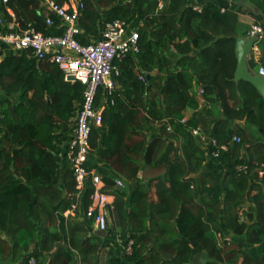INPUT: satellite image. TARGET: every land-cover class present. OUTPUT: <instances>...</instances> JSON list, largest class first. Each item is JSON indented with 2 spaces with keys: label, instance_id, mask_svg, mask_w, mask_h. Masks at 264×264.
I'll list each match as a JSON object with an SVG mask.
<instances>
[{
  "label": "trees",
  "instance_id": "trees-1",
  "mask_svg": "<svg viewBox=\"0 0 264 264\" xmlns=\"http://www.w3.org/2000/svg\"><path fill=\"white\" fill-rule=\"evenodd\" d=\"M82 2L80 43L117 18L139 34L138 52L119 62L101 124L91 125L85 162L114 209L106 230H94L85 215L91 176L79 190L70 168L85 85L31 49L11 50L0 59V264H264V98L234 80L236 39L249 30L239 14L262 23L264 0H167L161 10L157 0ZM44 3L0 0V31L13 22L61 33ZM256 45L264 66V36ZM247 64L257 65L253 56ZM104 94L100 87L95 105ZM212 138L228 146L217 156ZM145 167L160 170L145 176Z\"/></svg>",
  "mask_w": 264,
  "mask_h": 264
},
{
  "label": "built area",
  "instance_id": "built-area-1",
  "mask_svg": "<svg viewBox=\"0 0 264 264\" xmlns=\"http://www.w3.org/2000/svg\"><path fill=\"white\" fill-rule=\"evenodd\" d=\"M6 1V0H3ZM167 0H157V10H161ZM45 6L54 13L60 23L62 32L55 35L43 34L32 27L14 28L10 31H0V46L19 51L21 49H31L37 59H48L56 63L64 73L65 80L80 81L85 85L82 101L77 109L75 123L72 131V138L69 143L68 156L70 168L76 180L77 189H81L88 176L94 191L91 194V203L85 211V215L93 218V229L105 231L108 226L109 215L114 209V196L111 193L102 192L103 185L101 177L92 171H88L85 162L90 151L89 137L91 125H100L102 122V112L108 105V95H111L115 87V77L119 73V62L129 53H136L138 46V29L125 19H114L108 21L100 32V38L90 39L89 43L82 44L77 39L81 32L79 27L80 10L83 8L82 0H69L62 5L54 0H44ZM193 9L200 10L198 4L193 5ZM12 14V11L9 10ZM223 11V9H222ZM45 22L51 25L53 20L46 17ZM259 33L262 37L264 28L259 22H253L248 30V35ZM256 44V43H255ZM254 44L252 50L258 51ZM258 74H264V66L260 65ZM142 78V76H140ZM105 91L101 103L95 105V98L99 88ZM202 92V89H200ZM181 121H185L183 117ZM192 133L199 135L201 141H205L206 136L199 128H193ZM233 140L239 141V137L234 136ZM212 144L217 145V149L212 155L217 156L219 149H226L227 144H217L212 138ZM264 168V164H262ZM238 169H245V166H238ZM262 174V171H260ZM124 183L121 179L115 180V187L122 188ZM79 194V193H78ZM80 208L79 203H72L70 208L64 211V216L73 214L76 208ZM126 250L131 251V241ZM33 259H30V263Z\"/></svg>",
  "mask_w": 264,
  "mask_h": 264
},
{
  "label": "water",
  "instance_id": "water-1",
  "mask_svg": "<svg viewBox=\"0 0 264 264\" xmlns=\"http://www.w3.org/2000/svg\"><path fill=\"white\" fill-rule=\"evenodd\" d=\"M258 35L259 33L257 32L246 37H237L235 49L237 64L234 71V80H244L251 83L264 98V74H255V72L249 68L247 64V58L257 41ZM262 36H264V32L262 33ZM148 76L149 75H147V78Z\"/></svg>",
  "mask_w": 264,
  "mask_h": 264
},
{
  "label": "crops",
  "instance_id": "crops-1",
  "mask_svg": "<svg viewBox=\"0 0 264 264\" xmlns=\"http://www.w3.org/2000/svg\"><path fill=\"white\" fill-rule=\"evenodd\" d=\"M167 2V1H166ZM239 19L244 22L245 24H248L249 25V28H250V25L255 21L254 18L249 15L248 13H244V12H241L239 14ZM245 19V20H244ZM11 25H15V27L18 25L17 23H10L9 26ZM256 45V44H255ZM257 46V45H256ZM12 49H9V48H6L4 46H1L0 47V59L7 53H9ZM260 54H261V51L258 49V51H251L249 57L253 56L254 60L256 61L257 65L256 67L252 70L255 72V74L258 73V68L260 65H263L261 62H260ZM195 93L197 94L198 93V88H195Z\"/></svg>",
  "mask_w": 264,
  "mask_h": 264
},
{
  "label": "rangeland",
  "instance_id": "rangeland-1",
  "mask_svg": "<svg viewBox=\"0 0 264 264\" xmlns=\"http://www.w3.org/2000/svg\"><path fill=\"white\" fill-rule=\"evenodd\" d=\"M245 20V19H244ZM241 21V20H240ZM264 22V21H263ZM263 22L261 23V24H263ZM242 23H244V22H242ZM245 24V23H244ZM248 27H249V25L248 24H246ZM262 56V54H260V57ZM200 89L201 88H198V93L196 94V97H197V99L199 100V103H200V105L203 103V100H202V97H201V91H200ZM190 112H191V110L190 109H187L186 111H185V116H184V118H185V120L188 118V116L190 115ZM143 170V169H142ZM159 170L160 169H150V168H148L147 169V167H145V170H144V174L143 175H145V176H151L152 174H156L157 172H159ZM88 233H92L91 231L90 232H88ZM87 234V233H86ZM227 240L229 239V236H227V238H226ZM220 241H221V239H220ZM105 255V248H103V249H101V257L102 256H104ZM103 258V257H102ZM196 262V264L198 263L199 264V262H198V260L197 261H195ZM186 264H192L191 262L189 263V262H186ZM194 264V263H193Z\"/></svg>",
  "mask_w": 264,
  "mask_h": 264
},
{
  "label": "bare ground",
  "instance_id": "bare-ground-1",
  "mask_svg": "<svg viewBox=\"0 0 264 264\" xmlns=\"http://www.w3.org/2000/svg\"><path fill=\"white\" fill-rule=\"evenodd\" d=\"M201 129V128H200ZM210 140V139H209ZM154 156V155H153ZM247 172V171H246ZM105 187V186H104ZM64 217V216H63ZM114 221V220H113ZM115 237V236H114ZM223 239V238H222ZM118 243V242H117Z\"/></svg>",
  "mask_w": 264,
  "mask_h": 264
}]
</instances>
